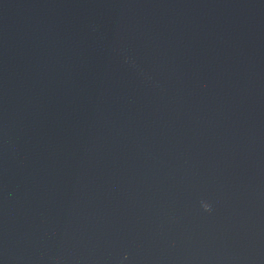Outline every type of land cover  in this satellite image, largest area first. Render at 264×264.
<instances>
[{
    "label": "water",
    "instance_id": "water-1",
    "mask_svg": "<svg viewBox=\"0 0 264 264\" xmlns=\"http://www.w3.org/2000/svg\"><path fill=\"white\" fill-rule=\"evenodd\" d=\"M0 264H264V0H0Z\"/></svg>",
    "mask_w": 264,
    "mask_h": 264
},
{
    "label": "clouds",
    "instance_id": "clouds-1",
    "mask_svg": "<svg viewBox=\"0 0 264 264\" xmlns=\"http://www.w3.org/2000/svg\"><path fill=\"white\" fill-rule=\"evenodd\" d=\"M202 204H203V207H204L205 210L211 211L212 205L210 203L205 201V202H202Z\"/></svg>",
    "mask_w": 264,
    "mask_h": 264
}]
</instances>
